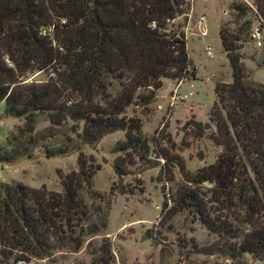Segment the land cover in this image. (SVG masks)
<instances>
[{"label": "trees", "instance_id": "trees-1", "mask_svg": "<svg viewBox=\"0 0 264 264\" xmlns=\"http://www.w3.org/2000/svg\"><path fill=\"white\" fill-rule=\"evenodd\" d=\"M262 31L264 0H252ZM183 0H0V102L4 117L22 118L0 143V163L76 153V169L58 175L59 191L0 181V264L28 263L57 248L77 250L98 225L87 224L81 191H91L98 165L81 151L105 134L120 130L114 151L115 175L133 159L146 160V140L129 104L145 106L161 78L194 79L179 25ZM234 21L245 6L229 2ZM249 28L220 27L217 36L230 69L228 83L214 82L208 120L211 140L220 146L214 160L188 174L174 190L170 213L186 209L220 240H232L231 256L264 258V85L245 80L238 41ZM46 71L39 83L23 82L28 71ZM48 125L34 132L36 116ZM199 126V123H196ZM158 155L166 160L165 153ZM208 183L204 199L199 190ZM211 202V210L206 206ZM164 204L161 206L163 207ZM246 227L242 230L241 227ZM237 240V241H236Z\"/></svg>", "mask_w": 264, "mask_h": 264}, {"label": "rangeland", "instance_id": "rangeland-1", "mask_svg": "<svg viewBox=\"0 0 264 264\" xmlns=\"http://www.w3.org/2000/svg\"><path fill=\"white\" fill-rule=\"evenodd\" d=\"M183 1L185 12L177 15L167 29L179 25L183 31L187 21L185 13L191 16L190 26L196 15H204L206 35L190 34L184 39L187 55L194 66V79L161 78V85L153 90L150 102L145 106L129 104L124 110L125 116H135L139 120L147 145L146 160L134 158L125 166L123 175H115L112 160L122 154L114 151L116 143L123 140L120 130L103 135L93 145H82L80 151L98 165L90 182L91 191L98 196L81 191L88 212L86 223L98 225L103 221L104 226L94 235L84 236L75 251L57 248L48 257L18 264H264V258L254 259L248 253L231 256L232 240L218 239L186 209L169 212L174 190L185 184L179 164L183 171L191 174L198 167L211 163L220 150L210 138L214 127L208 120L215 99L213 83L230 81V69L217 36L220 27L234 31L243 20L249 21L244 37L237 42V51L245 80L264 85L261 43L253 34L260 28L252 0ZM231 1L246 7L242 18L236 22L234 11L228 6ZM206 46L210 47V54L204 52ZM46 75V71L31 70L21 79L39 83ZM21 122L22 118L4 117L0 102V143ZM47 125L44 116L38 114L34 132H41ZM31 153V159L0 163V181L59 191L58 175L76 169L75 152L44 158L41 149L35 147ZM158 153H165L166 160ZM208 186V183L198 186L204 199ZM206 206L211 210V202L206 201Z\"/></svg>", "mask_w": 264, "mask_h": 264}, {"label": "built area", "instance_id": "built-area-1", "mask_svg": "<svg viewBox=\"0 0 264 264\" xmlns=\"http://www.w3.org/2000/svg\"><path fill=\"white\" fill-rule=\"evenodd\" d=\"M185 16H187V21H186V23L183 26V31L181 30L184 39L187 36H189L190 34H192V35L197 34L199 36L206 35V28H205V25H204L205 24V18H204V15L203 14H198V15L195 16V18L193 19V22L191 24L192 27L190 25H188L190 23V17H191L190 14H188V13L186 14L185 13ZM193 27H194V29H193ZM192 29H193V31H192ZM253 34H255L257 36V38H258L257 40L259 42L260 41V38H259V36H260L259 30L258 29H255L253 31ZM210 50L211 49H210L209 46H206L204 48V52L206 54H210ZM261 78L264 79V74L261 75Z\"/></svg>", "mask_w": 264, "mask_h": 264}]
</instances>
